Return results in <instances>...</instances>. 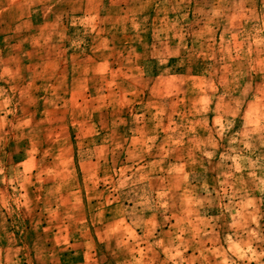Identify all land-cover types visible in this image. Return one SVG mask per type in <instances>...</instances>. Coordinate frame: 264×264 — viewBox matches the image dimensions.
<instances>
[{
	"label": "rangeland",
	"instance_id": "rangeland-1",
	"mask_svg": "<svg viewBox=\"0 0 264 264\" xmlns=\"http://www.w3.org/2000/svg\"><path fill=\"white\" fill-rule=\"evenodd\" d=\"M48 7L52 11L45 15ZM196 8L197 0H0V89L4 90L0 116L4 111L10 113L0 131V162L8 179L13 178L16 164H21L20 172H26L24 191L17 186L14 193L10 184L0 182V264L131 261L127 251L114 258L108 242L100 243L97 238L99 225L92 222L97 213L110 219L117 208L110 203L115 195L110 185L117 177L108 149L123 146L115 158L117 171H134L156 162L167 135H175L172 126L195 124L189 109L201 89L206 92L209 83L219 87L221 80L233 86L237 63L234 52L230 60L221 50L223 27L197 42L201 26L195 23ZM185 13L187 21L181 19L173 27ZM133 20L138 28H133ZM177 33L183 38L182 45L174 38ZM230 39L231 34H226L225 40ZM239 43L240 38L228 47ZM252 55L257 58L255 49ZM259 58L264 61V55ZM160 59L168 63L160 66ZM243 67L247 72V63ZM246 87L249 100L256 97L264 108V94L258 95L264 87V73L256 70L245 75L234 95ZM166 89L169 96L161 100ZM224 91L219 87L220 94ZM215 106L213 101L212 109ZM161 109L162 116L158 114ZM214 114L209 112V124ZM136 116H143V121L138 123ZM24 120L30 121V127L22 135L13 125ZM158 120L162 121L159 127ZM242 126L237 118L232 132ZM197 133L206 135L199 127ZM142 136L156 138L151 154L129 161L132 141ZM93 150L96 154L90 157ZM28 151L34 152L31 159ZM177 155L169 156L163 167L175 162ZM161 175L153 174V189L159 187L156 177ZM213 178L209 176L210 181ZM23 197L29 205L17 209L16 201L22 203ZM120 199L131 207L123 196ZM151 215L145 212L144 219ZM156 222L158 233L175 232V220L165 225L158 212ZM260 223L264 228V219ZM222 225L223 221L217 228L221 242ZM136 231L143 234L142 229ZM111 246L115 248V240ZM194 247H189L186 259ZM154 252L148 253L143 264H164L163 252L158 248ZM209 260L215 264L212 257Z\"/></svg>",
	"mask_w": 264,
	"mask_h": 264
},
{
	"label": "clouds",
	"instance_id": "clouds-1",
	"mask_svg": "<svg viewBox=\"0 0 264 264\" xmlns=\"http://www.w3.org/2000/svg\"><path fill=\"white\" fill-rule=\"evenodd\" d=\"M51 11L52 8L48 7L45 15ZM195 15L198 18L195 23L201 26L195 37L197 42L205 37L211 38L215 28L223 27L221 50L230 60L234 52L237 63L232 73L233 86L221 80L219 87L225 89L223 94L212 83L208 84L206 92L201 89L199 98L192 102L189 109L190 115L196 118L195 124L190 121L172 126L175 135H167L156 162L135 167L134 171L132 168L117 171L115 158L123 146L116 144L114 148L108 149L114 157L113 171L117 177L110 185L111 192L115 194L110 203L117 204V208L110 219L105 218L103 213H97L92 222L94 226L99 225L97 238L100 243L108 242V251L114 258H117V253L124 251L130 254L131 261H118V264H143L148 253L155 254L157 248L164 254V264H196L197 260L201 264H211L209 257L214 259L215 264H264V228H261L260 223L264 219V212L261 211L264 207V108L259 106L260 100L256 97L249 100L248 87L240 91L239 95H234L239 89V81L245 75L256 70L264 73V61L259 58L264 55V0H197ZM91 19L96 21L95 16ZM181 19L187 21L188 14L178 18L173 27ZM72 23H77L75 18ZM133 28H138L135 20ZM91 31L96 29L91 28ZM226 34H231L230 40H225ZM174 38L183 44V38L178 33L174 34ZM238 38L239 44L234 48L228 47ZM73 44L78 46L75 42ZM253 49L257 53L256 59H253ZM167 63V59L159 60L160 66ZM245 63L248 65L247 72L243 67ZM3 94L4 90L0 89V95ZM260 94H264V87L260 89ZM168 96L167 89L160 94L161 100H166ZM226 97L228 102H225ZM213 101L215 109L211 107ZM210 111L215 113L211 124L208 120ZM9 114L4 111V115L0 116V131ZM158 114L162 116L163 110ZM11 115L15 116V112ZM237 118L243 121V126L240 131L233 133ZM134 119L139 123L144 117L136 116ZM161 124L162 121L158 120L157 127ZM26 127H30L28 120L13 125L14 130L20 131L22 135ZM197 127L206 135L197 133ZM155 139L143 136L139 140L134 139L127 159H142L144 153L151 154ZM174 153L178 154L176 161L169 163L167 168L163 167L164 161ZM95 154L93 150L89 156ZM27 155L31 159L34 152L28 151ZM9 161L14 163L11 156ZM20 167L21 164H16L12 169L13 178L8 179L4 176V164L0 162V177H3L0 182L10 184L14 193L17 186L20 191H24L26 172H20ZM127 172L132 174L126 175ZM156 172L163 175L156 177L160 185L153 189V174ZM210 175L214 177L211 181ZM105 184L108 185V178ZM121 196L131 205L130 208L121 202ZM28 205L26 197L22 198V203L21 200L16 201L17 209L22 206L27 208ZM149 211L151 217L144 219V213ZM158 212L163 215L165 225L175 220V232H157ZM222 221L223 242L217 231ZM136 229H142L143 234L137 233ZM113 240L115 248L111 246ZM193 245V254L186 259L185 253Z\"/></svg>",
	"mask_w": 264,
	"mask_h": 264
}]
</instances>
